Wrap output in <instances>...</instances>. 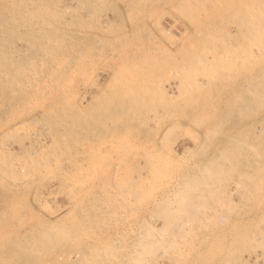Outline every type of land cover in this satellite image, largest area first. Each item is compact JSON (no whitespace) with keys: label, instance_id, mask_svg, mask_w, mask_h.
Masks as SVG:
<instances>
[{"label":"rangeland","instance_id":"374dc122","mask_svg":"<svg viewBox=\"0 0 264 264\" xmlns=\"http://www.w3.org/2000/svg\"><path fill=\"white\" fill-rule=\"evenodd\" d=\"M28 1L0 0L6 55L63 78L0 86V264H145L159 243L146 264H264V0ZM26 16L62 31V58L26 42Z\"/></svg>","mask_w":264,"mask_h":264},{"label":"bare ground","instance_id":"6f19581e","mask_svg":"<svg viewBox=\"0 0 264 264\" xmlns=\"http://www.w3.org/2000/svg\"><path fill=\"white\" fill-rule=\"evenodd\" d=\"M28 1V0H27ZM39 1V0H38ZM23 2V1H22ZM26 2V1H25ZM30 2H32V0H30ZM29 1H28V3H30ZM35 2H36V0L34 1V5H35ZM253 2V1H252ZM27 3V2H26ZM26 3L24 4V7L25 8H23V7H21V5H19V8H17V12H18V15L20 16L21 14H23V15H27V12H29V11H32V12H34L33 14L34 15H36V16H34V17H38V15H40V14H37V12H35L34 10H29L28 8V10L29 11H25V9H26V7H28V4L26 5ZM19 4V3H18ZM36 4H37V2H36ZM39 4V3H38ZM37 4V5H38ZM41 4V3H40ZM48 4V3H47ZM46 4V5H47ZM50 4H51V2H50ZM53 4H57V3H53ZM53 4H51V5H53ZM60 4V7H61V3H58V5ZM246 4V3H245ZM248 4V3H247ZM31 5V4H30ZM45 5V4H44ZM18 6V5H17ZM32 6V5H31ZM43 6V5H42ZM249 6V5H248ZM53 7V6H52ZM57 7V6H56ZM31 8V7H30ZM34 8V7H33ZM68 8V7H67ZM10 10H11V8H9ZM14 10H15V8H13ZM43 9V8H42ZM61 9V8H60ZM59 9V10H60ZM69 9V8H68ZM45 10H48L47 8L45 9ZM44 10V11H45ZM63 10V9H62ZM64 10H66L65 8H64ZM63 10V11H64ZM75 10V9H74ZM78 10V9H77ZM76 10V11H77ZM81 10H82V8H81ZM99 10V9H98ZM61 11V10H60ZM69 11V10H68ZM67 11V12H68ZM84 11V10H83ZM7 12V11H6ZM17 12H15V13H17ZM26 12V14H24ZM32 12H30V13H32ZM40 13H41V10L39 11ZM79 12H81L82 13V11H80L79 10ZM98 12V11H97ZM124 12V11H123ZM50 13H52V12H50ZM49 13V14H50ZM75 13V12H74ZM4 14V13H3ZM7 14H8V12H7ZM13 14V13H12ZM62 14H63V12H62ZM80 14V13H79ZM91 14V13H90ZM9 15H10V12H9ZM17 15V16H18ZM54 15V14H53ZM65 15V14H64ZM63 15V16H64ZM68 15H70V14H68ZM72 15V14H71ZM84 15V14H83ZM96 15V14H95ZM240 15V14H239ZM14 16V18H16L15 16V14L13 15ZM13 16H11V18L13 17ZM18 16V17H19ZM29 16H30V14H29ZM2 17V16H1ZM21 17V16H20ZM19 17V18H20ZM27 17V16H26ZM33 16L31 15V18H32ZM48 17V16H47ZM54 17V16H53ZM75 17H77V16H75ZM82 17H84V16H82ZM5 18V17H4ZM18 18V19H19ZM25 18V17H24ZM27 18H29V17H27ZM40 18V17H39ZM41 18H42V15H41ZM79 18V17H78ZM3 19V18H2ZM17 19V20H18ZM21 19V18H20ZM19 19V20H20ZM33 19V18H32ZM36 19V18H35ZM45 19V18H44ZM47 19V18H46ZM76 19V18H75ZM75 19H73V20H75ZM80 19V18H79ZM82 19V18H81ZM80 19V20H81ZM84 19V18H83ZM86 19V21H87V18H85ZM89 19V18H88ZM1 20V19H0ZM5 21H8V18H5L4 19ZM10 20V19H9ZM28 20H30L31 21V19L29 18ZM34 20V19H33ZM39 20V19H38ZM48 20V19H47ZM22 20H20L19 22H21ZM37 21V20H36ZM40 21H42V20H40ZM81 21H83V20H81ZM93 21V20H92ZM4 22V21H3ZM15 22H17V25H18V21H16L15 20ZM76 22V21H75ZM77 22H78V20H77ZM84 22V21H83ZM6 24H7V22H5ZM10 23H11V21H10ZM14 23V22H13ZM29 23V22H28ZM27 23V24H28ZM63 24H64V22H62ZM68 23H70V22H67L66 24H68ZM81 23V22H80ZM85 23V22H84ZM87 23V22H86ZM93 23V22H92ZM9 24V23H8ZM19 24H21V23H19ZM24 24V23H23ZM41 24V23H40ZM72 24V23H71ZM79 24V23H78ZM1 25H2V23H1ZM60 25V24H59ZM84 25H86V24H84ZM15 26V25H14ZM29 28H28V34H25V36L24 37H26L27 35H28V37L27 38H25L26 39V42L27 43H30L31 44V47H33V48H35V51L36 52H38V50H42V51H44V53L45 54H47V56H49V55H59V58H62V56H60V51H62V48H61V45H62V41H64V34L63 33H61L62 31L61 30H58V28H56L55 26H53V24L52 23H50V21L49 22H47V21H45V23L43 24V25H38L36 22H32L31 21V23H29ZM73 26H75V25H72L71 27H73ZM10 27L11 26H9V29H10ZM22 27V28H21ZM59 27V26H58ZM66 27V26H65ZM76 27H78V26H76ZM86 27V26H85ZM101 27V26H100ZM0 28H1V26H0ZM4 28H5V26H4ZM16 28L17 27H15V31H16ZM20 28V30H23V25L22 26H20L19 27ZM80 28V27H79ZM7 29V28H6ZM91 29V28H90ZM89 29V30H90ZM1 30V29H0ZM3 30V29H2ZM5 30V29H4ZM11 30H12V28H11ZM18 30V32H19V29H17ZM83 30H84V28H83ZM69 31V30H68ZM2 32H5V31H2ZM10 32H12V31H10ZM22 32V31H21ZM25 32V31H24ZM71 32V31H70ZM1 33V32H0ZM6 33V32H5ZM5 33H3L4 34V36H6L5 35ZM8 33V32H7ZM23 33V32H22ZM21 33V34H22ZM25 33H27V32H25ZM72 33V32H71ZM70 33V34H71ZM74 33V32H73ZM162 33H164V32H162ZM14 35V38H16V36H15V33H13ZM66 34V33H65ZM16 35H19V33H17ZM84 35V34H83ZM1 36V35H0ZM10 36H12L11 35V33H10V35L8 36V37H10ZM69 36H71V35H69ZM73 36V35H72ZM71 36V37H72ZM75 36V35H74ZM23 37V38H24ZM66 37V36H65ZM0 38H2V40L3 41H6V40H8L9 38H7L6 37V40L5 39H3V37H0ZM11 38H13V37H11ZM13 38V39H14ZM21 38V37H20ZM20 38H19V40L16 38L15 40L16 41H20ZM73 38V37H72ZM12 39V40H13ZM69 39H70V37H69ZM68 39V36H67V40H69ZM10 40V39H9ZM21 40H23V39H21ZM67 40L65 41V42H67ZM249 40H250V38H249ZM105 41H106V39H105ZM253 41V40H252ZM9 42V41H8ZM11 42V41H10ZM70 42V41H69ZM69 42H67V44L69 43ZM6 43V42H5ZM4 42H3V45L5 44ZM13 43V42H12ZM27 43H26V45H27ZM223 43H226V42H223ZM7 44V43H6ZM66 44V43H65ZM260 44V41H256L255 40V42H254V44L253 45H255V46H257V45H259ZM3 45H2V41H1V39H0V70H1V72H0V86L2 85V88H3V90L1 91L2 93H4L3 95L5 96H3V98H5V99H7V100H9V101H11L12 99H14V100H16V99H18L19 98V96L20 95H22V94H28V92L30 91V92H33L34 91V89L36 88V90H45V85L43 86V87H40V83L42 84L43 82H44V80L46 79H49V78H51L52 76H55V78L54 79H56L57 77H56V75L58 74V75H60L59 77H62L61 76V72L62 71H60V70H52L53 72H54V74L51 76V72H48L47 71V66H49L48 64H39L38 62L39 61H36L35 59H33L32 61H31V59L29 60V61H27L26 59H23L24 58V54H22L21 56H23V58H21V56H20V58L19 57H17V58H14V56H13V54L15 53L14 51V53L12 54V58H8L7 57V55H6V49H5V47H3ZM11 45H13V44H11ZM15 45H17V44H14L13 45V47L15 46ZM196 45V44H195ZM198 45V44H197ZM231 45V44H230ZM7 46H9V45H7ZM64 46V45H63ZM68 46V45H67ZM225 46H227V45H225ZM239 46V45H238ZM241 46V45H240ZM18 47V46H17ZM69 47V46H68ZM228 47V46H227ZM7 48V47H6ZM19 48V47H18ZM17 48V49H18ZM25 48H27V47H25ZM64 48H65V46H64ZM76 48V47H75ZM188 48V47H187ZM193 48H194V45H193ZM238 48V47H237ZM11 49V47L8 49V50H10ZM14 50L16 49V47L15 48H13ZM16 49V50H17ZM69 49V48H68ZM67 49V50H68ZM203 49H205V48H203ZM7 50V51H8ZM15 50V51H16ZM66 50V51H67ZM11 51V50H10ZM10 51H8V52H10ZM18 51V50H17ZM20 51V50H19ZM26 51H27V49H26ZM199 51V50H198ZM35 52V53H36ZM187 52V51H186ZM190 52V51H189ZM195 52V51H194ZM193 52V53H194ZM238 52V51H237ZM254 52V51H253ZM257 52V51H256ZM20 53V52H19ZM18 52H17V54H19ZM39 53V52H38ZM191 53V52H190ZM189 53V54H190ZM200 53V52H199ZM205 53H207V52H205ZM211 53V52H210ZM228 53V52H227ZM8 54V53H7ZM10 54H11V52H10ZM10 54H8V56H10ZM26 54V53H25ZM64 54H66L65 53V51H64ZM63 54V55H64ZM67 54H68V52H67ZM196 54H197V52H196ZM229 54V53H228ZM233 54V53H232ZM40 55H42L43 56V54H40ZM69 55V54H68ZM184 55V54H183ZM187 55H188V53H187ZM17 56H19V55H17ZM36 56V55H35ZM192 56V55H191ZM199 56V55H198ZM216 56V55H215ZM41 57V56H40ZM69 57V56H68ZM181 57V56H180ZM188 57H189V55H188ZM194 57H195V55H194ZM211 57V56H210ZM25 58H27L26 56H25ZM36 58V57H35ZM55 58H57V56H55ZM173 58V57H172ZM171 58V59H172ZM206 58V57H205ZM209 58V57H208ZM207 58V59H208ZM226 58V57H225ZM38 59V58H37ZM171 59H168L169 61L171 60ZM180 59V58H179ZM183 59V58H182ZM212 59V58H211ZM246 59V58H245ZM67 60V59H66ZM65 60V61H66ZM42 61V60H41ZM43 61H47V59L46 60H43ZM42 61V62H43ZM173 61V60H172ZM171 61V62H172ZM185 61V60H184ZM194 61V60H193ZM248 61H249V59H248ZM41 62V63H42ZM49 62V61H48ZM78 62V61H77ZM188 62V61H187ZM186 62V63H187ZM45 63V62H44ZM64 63V62H63ZM68 63H69V61H68ZM169 63V62H168ZM185 63V64H186ZM197 63V62H196ZM30 64V65H29ZM51 64V63H50ZM173 64V63H172ZM178 64V63H177ZM181 64V63H180ZM29 66H30V68H29ZM29 68V69H28ZM62 70V69H61ZM64 72V71H63ZM48 73V74H47ZM65 73V72H64ZM67 73V72H66ZM64 75H66V74H63V76ZM65 77V76H64ZM53 78H52V80H53ZM63 78V77H62ZM66 78V77H65ZM67 78H68V76H67ZM75 78V77H74ZM57 80V79H56ZM58 81H60L59 79H58ZM62 81H63V79H62ZM52 82V81H51ZM53 82H54V80H53ZM48 83V82H47ZM46 84V83H45ZM54 84V86H55V82L53 83ZM53 84H51V83H49V85H51V86H53ZM62 84V83H61ZM63 84H64V82H63ZM43 85V84H42ZM48 85V84H47ZM49 85H48V89H50L49 88ZM109 85V84H108ZM113 85V84H112ZM37 86H39L40 88H38ZM60 86V85H59ZM62 86V85H61ZM23 87V88H22ZM56 87H58V86H56ZM1 88V87H0ZM55 88V87H54ZM100 88H102L101 86H100ZM99 88V89H100ZM47 89V88H46ZM47 89V90H48ZM56 89V88H55ZM54 89V90H55ZM35 90V91H36ZM101 90V89H100ZM24 91H25V93H24ZM35 91H34V93H35ZM53 91V90H52ZM58 91V90H57ZM43 93V92H42ZM47 93V92H46ZM50 93V92H49ZM52 93V92H51ZM51 93H50V96H51ZM255 93V92H254ZM25 94V95H26ZM31 94V93H30ZM36 94V93H35ZM48 94V93H47ZM59 94H60V91H59ZM2 95V94H1ZM1 95H0V97H1ZM37 95V94H36ZM255 95H257V94H255ZM22 96H24V95H22ZM43 96H44V94H43ZM49 96V97H50ZM45 97H46V95H45ZM256 97H258V95L256 96ZM33 98V97H32ZM43 98V97H42ZM108 98V97H107ZM33 99H35V96H34V98ZM37 99V98H36ZM36 99H35V101H36ZM43 99H46V98H43ZM42 99V100H43ZM257 99H259V98H257ZM0 100H2V99H0ZM94 100H96V99H94ZM38 101V100H37ZM36 101V102H37ZM40 101V100H39ZM44 101V100H43ZM93 101V100H92ZM94 102V101H93ZM39 104V103H38ZM34 105V104H33ZM32 105V106H33ZM37 106H40V105H37ZM34 109V108H33ZM36 109V108H35ZM54 110V109H53ZM53 110H51V112H53L54 114H55V117H57V116H59L61 113H59V110H57V111H53ZM50 112V113H51ZM49 113V114H50ZM35 115V114H34ZM38 115V114H37ZM52 116H53V114H52ZM38 117V116H37ZM133 118V117H132ZM131 118V119H132ZM54 119V118H53ZM133 120V119H132ZM53 121H55V120H53ZM55 134H57V133H55ZM64 134H65V132H64ZM13 135H14V133H13ZM16 135V134H15ZM14 135V136H15ZM65 135H68V137H71L72 135H73V131L71 132H66V134ZM9 136V135H8ZM8 136H6V137H8ZM17 136V135H16ZM54 136V135H53ZM19 137V136H18ZM54 137H56V136H54ZM73 137V136H72ZM71 137V138H72ZM10 138H11V136H10ZM20 138V137H19ZM21 138H22V140H23V137L21 136ZM57 138V137H56ZM8 139H9V137H8ZM16 139V141H17V138H15ZM29 139V138H28ZM53 139V138H52ZM59 139H61V137H59L58 138V140ZM13 140V139H12ZM11 140V141H12ZM57 140V141H58ZM76 140V139H75ZM5 141V140H4ZM10 141V140H9ZM21 141V140H20ZM45 141H47L46 139H45ZM71 141V140H70ZM73 141V140H72ZM14 142H15V140H14ZM19 142V141H18ZM38 142V141H37ZM36 142V143H37ZM40 142V141H39ZM74 142V141H73ZM20 143V142H19ZM21 143H23V141H21ZM44 143V142H43ZM63 143V142H62ZM5 144V143H4ZM16 144H17V142H16ZM32 144H34L35 145V143H32ZM38 144V143H37ZM23 146V145H22ZM21 146V147H22ZM2 147H3V145H2ZM12 147V146H11ZM24 147V146H23ZM60 147V146H59ZM4 148V147H3ZM5 148H7V147H5ZM4 148V149H5ZM127 148V147H126ZM8 149H10V148H8ZM26 149H28V148H26ZM33 149V148H32ZM31 149V150H32ZM7 150V149H6ZM191 150V149H190ZM28 151V153H29V150H27ZM34 151V150H33ZM22 152V151H21ZM24 152V151H23ZM33 153V152H32ZM126 153H127V150H126ZM189 152L187 151L185 154H188ZM7 154H9V152L7 153ZM11 154H12V152H11ZM25 154H26V152H25ZM24 154V155H25ZM30 154V156H31V152L29 153ZM23 155V156H24ZM129 155V154H128ZM10 155H8V157H9ZM19 156V155H18ZM17 156V157H18ZM26 157H27V155H25ZM132 156V155H131ZM30 158V157H29ZM32 158H34V157H32ZM128 158V157H127ZM9 159H11L10 157H9ZM20 159V158H19ZM22 159H24V158H22ZM21 159V160H22ZM31 159V158H30ZM131 159V158H130ZM147 159V158H146ZM35 160V159H34ZM128 160V159H127ZM3 161V160H2ZM18 161V160H17ZM32 161V160H31ZM157 161V160H156ZM1 162V161H0ZM8 162V161H7ZM10 162H12V161H10ZM16 162V161H15ZM153 162V161H152ZM14 163V162H13ZM18 163V162H17ZM150 163V162H149ZM156 163V162H155ZM170 162H167V164H169ZM38 164V163H37ZM52 164V163H51ZM50 164V165H51ZM152 164V163H151ZM161 164V163H160ZM32 165V164H31ZM36 165V164H35ZM153 165V164H152ZM156 165V164H155ZM169 165H171V166H173V163H171V164H169ZM168 165V166H169ZM11 166V165H10ZM13 166V165H12ZM38 166V165H37ZM55 166V165H54ZM53 166V167H54ZM157 166H158V164H157ZM160 166H162V165H159L158 166V168H160L161 169V167ZM2 167H3V165H2ZM6 167V166H5ZM28 167V166H27ZM33 167H34V165H33ZM50 167V166H49ZM52 167V168H53ZM149 167H151V165H149ZM148 167V168H149ZM7 168V167H6ZM10 168V167H9ZM8 168V169H9ZM13 168V167H12ZM35 168V167H34ZM34 168H32V169H34ZM38 168V167H37ZM152 168H154V167H152ZM151 168V169H152ZM7 169V170H8ZM11 169V168H10ZM54 169H55V167H54ZM137 169L139 170V171H142L141 170V168H138L137 167ZM155 169V168H154ZM154 169H152L153 170V172L156 170H154ZM12 172H13V170H11ZM31 171V170H30ZM34 171V170H33ZM55 171V170H54ZM130 171V172H129ZM127 170V172H129V173H127V175L128 176H130L131 175V177H128V180H130L129 178H131V179H133L132 178V176H133V174H131V173H134L135 175H136V173H137V170H136V172H133L134 171V169H133V171H131V170ZM147 171H148V169H147ZM206 171V170H205ZM9 174L11 173V172H9V171H7ZM148 172H150V170L148 171ZM153 172H150L151 173V178L153 179L154 177H153ZM157 172H159V171H157ZM13 173H15L13 176H15L16 175V172H13ZM12 173V174H13ZM141 173V172H140ZM161 173H162V171H161ZM137 174H139V172L137 173ZM158 174V173H157ZM157 174H155V175H157ZM160 174V173H159ZM159 174H158V176H159ZM203 174V173H202ZM26 175V174H25ZM12 176V177H13ZM158 176H157V178H158ZM8 177V176H7ZM136 184L139 182L137 179H139V177L142 179V177L141 176H137L136 175ZM156 177V176H155ZM53 178V177H52ZM210 178V177H209ZM213 178V177H212ZM55 179H57V177L55 178ZM154 180H155V178H154ZM210 180H212V179H210ZM61 181V180H60ZM121 181V183L122 182H124V181H122V180H120ZM142 181V180H141ZM127 182V181H126ZM129 183H131L132 184V180L131 181H128ZM128 182H127V185H128ZM120 183V184H121ZM207 183H209L207 186H209L211 183L210 182H207ZM206 183V184H207ZM124 183H122V185H123ZM133 184H134V182H133ZM136 184H135V186H136ZM139 185H140V182L138 183ZM143 184V183H142ZM213 186L215 185L214 183L212 184ZM121 186V185H120ZM133 186V185H132ZM135 186L134 187H131V185H130V187L131 188H135ZM201 186V185H200ZM118 188H119V185L117 186ZM125 187L126 188H123L124 190L125 189H127V187H129V186H126L125 185ZM141 187V186H140ZM122 188V187H121ZM188 188H189V186H188ZM196 188V187H195ZM195 188H193V189H195ZM199 188H201V187H199ZM199 188H197L196 190H198V191H200V189ZM208 188V187H207ZM212 188H214L215 190L217 189V187H216V185L214 186V187H212ZM141 189V188H140ZM190 189V188H189ZM192 189V190H193ZM206 189V188H205ZM209 189V188H208ZM213 189V190H214ZM142 190V189H141ZM191 190V191H192ZM134 191H135V193L138 195V193L136 192V190L134 189ZM194 191V190H193ZM209 191H210V189H209ZM219 191V190H218ZM125 192V191H124ZM197 192V191H196ZM203 191H200V193H202ZM134 192H130L129 193V195L130 196H127L128 197V199H129V197H133L134 196V194H133ZM198 193V192H197ZM210 193H212V192H210ZM113 194V193H112ZM131 194H132V196H131ZM205 195V194H204ZM213 195V194H212ZM212 195H211V197H212ZM184 196V195H183ZM189 196V195H188ZM199 196V198H200V196H201V198L203 197V195L201 194V195H198ZM135 197V196H134ZM133 197V198H134ZM135 198H137V197H135ZM189 198V197H188ZM195 198V197H194ZM186 199H187V197H186ZM196 199H197V197H196ZM130 200V199H129ZM71 201V200H70ZM86 201V200H85ZM198 201V200H197ZM116 202H118V201H116ZM175 202V201H174ZM195 202V201H194ZM123 203V202H122ZM125 203V202H124ZM132 203V202H131ZM176 203H177V201H176ZM114 204V203H113ZM118 204V203H117ZM126 204V203H125ZM129 204H130V201H129ZM167 204V203H166ZM173 204V203H172ZM175 204V203H174ZM195 206L197 205L196 203H193ZM168 206L170 205V204H167ZM190 205V206H189ZM193 205V206H194ZM77 206V205H76ZM128 206H130V205H128V204H126V206H124V207H128ZM164 206H165V204H164ZM184 206L186 207V208H181V209H183V210H181L180 209V206L179 207H177V210L178 209H180V210H178L179 212H182V211H184V210H190V207H191V204H184ZM187 206H189V207H187ZM192 206V207H193ZM131 207V206H130ZM129 207V208H130ZM128 208V209H129ZM132 208V207H131ZM163 208H166V207H163ZM198 208V207H197ZM71 209H73V208H71ZM166 209H169V210H166V213L169 211V212H171V207L170 208H166ZM55 210V209H54ZM59 210V209H58ZM192 210V209H191ZM56 211V210H55ZM161 211H162V209H161ZM161 211H159L160 213H161ZM54 212V211H53ZM74 212V211H73ZM188 213H193V211H190V212H188ZM66 214H68V212L66 213ZM69 215V214H68ZM68 215H66V216H68ZM71 215V214H70ZM165 219H166V216L168 217V214L165 216V215H163V214H161ZM162 216H160V217H162ZM69 217V216H68ZM162 217V218H163ZM174 217H176V216H174ZM173 216H172V219L174 218ZM198 217V216H197ZM63 218H65V213H64V217ZM89 218V217H88ZM66 219V218H65ZM64 219V220H65ZM165 219H163V221L165 220ZM178 219V218H177ZM68 220V219H67ZM89 220V219H88ZM167 220V219H166ZM165 220V221H166ZM174 220H175V218H174ZM173 220V222L176 224V222L178 221V220H175L174 221ZM55 221V220H54ZM150 221H151V218H150ZM168 221V225L170 226H172L173 224H172V222H169L170 221V218L167 220ZM56 222V221H55ZM60 222H62V219H61V221ZM64 222V221H63ZM89 222V221H88ZM57 223V222H56ZM58 223H59V220H58ZM166 223H164L163 225H164V227H163V229H164V231H163V229H162V231L165 233H169V231H168V229H170V227L166 230V227L168 226V225H166ZM171 223V224H170ZM146 224H147V222H146ZM56 225V224H55ZM61 226V225H60ZM94 226V225H93ZM147 226H148V224H147ZM176 226L179 228L178 229V231H183V228H181L182 226L181 225H179L178 226V224H176ZM91 227V226H90ZM110 227V226H109ZM174 227H175V225H174ZM177 227H175L174 229H176ZM153 229V228H152ZM172 230V229H171ZM177 230V229H176ZM148 231V230H147ZM153 231H155V230H153ZM153 231H151L152 232V234H151V232H150V234L151 235H149V232H148V236L150 237V238H153L155 235V233L153 232ZM158 231H159V229H158ZM161 231V230H160ZM146 232V231H145ZM172 232H174V231H172ZM58 233V232H57ZM154 233V234H153ZM164 233H163V235H164ZM179 233V232H178ZM173 233H170V235L167 237V238H169L170 236L172 237L173 235H172ZM52 235V234H51ZM50 235V236H51ZM49 236V235H48ZM147 236V235H146ZM174 236H179L178 234H176L175 233V235ZM34 237H36V236H34ZM48 238H50V237H48ZM52 238V237H51ZM50 238V239H51ZM149 238V239H150ZM155 238V237H154ZM162 238V237H161ZM144 239V238H143ZM43 240V239H42ZM44 240H46V239H44ZM147 240H148V238H147ZM147 240H146V242H147ZM25 241L26 240H24L23 242L25 243ZM28 241V240H27ZM26 241V242H27ZM48 241V240H47ZM162 241H165L164 243L165 244H169L168 242H169V239L168 240H164V238H163V240ZM168 241V242H167ZM22 242V241H21ZM30 242V241H29ZM29 242H27L28 244H29ZM39 241H37V243H38ZM154 242V241H153ZM159 242V241H158ZM32 242H30V244H31ZM43 243V242H42ZM42 243H40V244H42ZM49 243V242H48ZM144 243V242H143ZM148 243V242H147ZM147 243H145V245L147 244ZM162 243V242H161ZM171 243H172V241H171ZM15 244H17V243H15ZM21 245H20V247H22V245H24V244H22V243H20ZM26 244V243H25ZM45 244V243H44ZM158 243H156V245H157ZM34 245H36V244H34ZM43 245V244H42ZM148 245H151V244H148ZM153 245H155V244H153ZM162 245H163V243H162ZM17 246H19V245H17ZM143 246V245H142ZM141 246V247H142ZM159 246H161V244L159 243V245H157L156 247H157V249H156V247H155V250L157 251L156 253H157V255H158V253H162V251H160V249H158V247ZM143 247H145V246H143ZM151 247H153V246H150V248ZM26 248V247H25ZM32 248V247H31ZM136 248V247H135ZM161 249L163 248V251H165L166 249H165V245L163 246V247H160ZM33 249V248H32ZM37 249V248H36ZM35 249V250H36ZM165 249V250H164ZM170 249H171V247H170ZM170 249H168V250H170ZM16 250V249H15ZM14 250V251H15ZM34 250V251H35ZM104 250H106V249H104ZM143 250V249H142ZM159 250V251H158ZM167 250V252L169 253L170 251H168ZM18 251V250H17ZM16 251V253H18ZM24 250H23V248H22V252H23ZM27 251H29V250H27L26 249V253H27ZM173 251V250H172ZM131 252V251H130ZM149 251L147 250L145 253H146V255L148 256V254L150 255V257H149V259L151 258V259H153V258H155V257H157V256H155V257H153L154 256V254H156L155 252H154V250L152 249V250H150V253H148ZM152 252H154L153 254H152ZM166 252V253H167ZM21 253V252H20ZM32 253V252H31ZM13 254H15V253H13ZM22 254V253H21ZM25 254V253H24ZM24 254H22V255H24ZM28 254H29V252H28ZM140 254V256L142 255L143 256V254H144V251H143V254L140 252L139 253ZM17 255H19V254H17ZM21 255V256H22ZM153 255V256H152ZM30 256V255H29ZM153 258H152V257ZM22 257H24V256H22ZM34 257V256H33ZM19 259L21 258V257H18ZM18 258H16V255H15V260L16 259H18ZM25 258H27V255H26V257ZM144 258H146V257H144ZM12 259H13V257H12ZM22 259V258H21ZM24 259V258H23ZM140 259V258H139ZM142 259V258H141ZM140 259V260H141ZM149 259H147V260H149ZM150 259V260H151ZM26 260V259H25ZM132 260V259H131ZM147 260L145 259H143V261H146L147 262ZM11 261V260H10ZM19 261V260H18ZM152 261V260H151ZM151 261H148V262H151ZM130 262V261H129ZM138 262V261H137ZM146 262H145V264H146ZM153 262V261H152ZM151 262V263H152ZM150 264V263H149Z\"/></svg>","mask_w":264,"mask_h":264}]
</instances>
